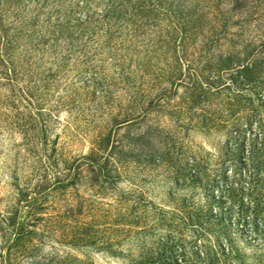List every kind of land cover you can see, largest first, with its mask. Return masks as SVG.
<instances>
[{
	"label": "rangeland",
	"instance_id": "1",
	"mask_svg": "<svg viewBox=\"0 0 264 264\" xmlns=\"http://www.w3.org/2000/svg\"><path fill=\"white\" fill-rule=\"evenodd\" d=\"M64 1L0 0V264L195 258L213 245L208 203L238 205L218 190L233 181V131L247 127L241 99L264 123V93L227 89L235 72L221 61L264 32V0L235 4L227 23V0H135L109 23L120 0ZM91 4L84 31L58 27Z\"/></svg>",
	"mask_w": 264,
	"mask_h": 264
},
{
	"label": "trees",
	"instance_id": "2",
	"mask_svg": "<svg viewBox=\"0 0 264 264\" xmlns=\"http://www.w3.org/2000/svg\"><path fill=\"white\" fill-rule=\"evenodd\" d=\"M134 1L120 0L115 7L111 6L112 8L104 11L102 18L107 20L106 22L108 23L111 19L121 20L120 17H117L119 15L115 13L116 10L120 14L119 9H124V7L132 8ZM143 1L158 2L159 0ZM246 1L227 0L228 3L230 2L229 5H232V9L223 13L222 20L224 23L230 21V13L236 14L235 4L244 5ZM62 2L65 1L62 0ZM81 2L85 4L84 0ZM106 5L108 6V3ZM75 7H79L78 3ZM94 7L96 6L91 4V6L89 5L87 9L83 10L84 13L79 12L80 14H77V11L72 9L65 11L60 14L62 16L61 20H57L58 27H68L74 23V27L82 28L80 32L84 31L83 26L91 23L94 18V13L91 10ZM145 12V22H154L155 16L152 19L150 18L153 15L152 10H146ZM179 16L180 19H185L183 13ZM233 25H237V23L235 22ZM85 33L89 32L85 31ZM242 52H244V57L241 60L239 56H228L221 60L223 72L228 69L235 72L234 75H231L233 77L230 79L231 84L227 86V89L231 87L241 92L251 89L256 94H260V91L264 93V80L261 78L264 77V32L259 34V39L254 44L249 43L246 45ZM163 95L159 94L158 97ZM241 101L243 102V107L248 110L246 117L247 127L245 129L238 127L233 131V140L226 147L225 153L232 160L228 162L230 168H232L233 181L218 190L221 194L220 198L225 197V192L229 196L228 198L236 200L238 205L235 210L233 208V210L225 208L223 213L213 214L210 203H208L206 219L202 222V237L207 238L211 234L213 236V245H210L208 240L203 241L202 254L196 251L194 253L195 258H192V256L188 258L185 257V254H180V259L159 261L154 256H151L150 259H142L138 256L130 260V264H245L244 255H242L235 244L234 236L236 237V235L242 236L248 246L257 249L256 264H264V123L260 119L256 120L254 111L250 109L253 103L252 99H241ZM258 101L260 107L264 109V99H258ZM90 171L92 175L99 176L101 168L95 166ZM219 176L222 180L228 178L224 170ZM95 182H98V180H95ZM228 200L226 197L225 202ZM224 214H229L230 218L228 221L224 219ZM232 218L234 219L233 221ZM199 235L201 236V234ZM216 248L221 253L222 258H217ZM105 249L111 254H115L111 251V246H107ZM48 264H59V262H55V258H51L48 260ZM76 264L92 263L76 261Z\"/></svg>",
	"mask_w": 264,
	"mask_h": 264
}]
</instances>
